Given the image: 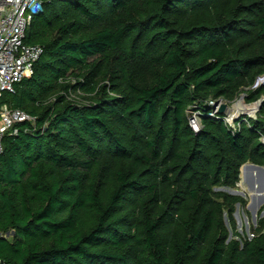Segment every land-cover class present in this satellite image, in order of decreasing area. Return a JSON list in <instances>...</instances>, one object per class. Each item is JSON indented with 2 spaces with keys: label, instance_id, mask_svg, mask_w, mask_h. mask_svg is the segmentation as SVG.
<instances>
[{
  "label": "trees",
  "instance_id": "obj_1",
  "mask_svg": "<svg viewBox=\"0 0 264 264\" xmlns=\"http://www.w3.org/2000/svg\"><path fill=\"white\" fill-rule=\"evenodd\" d=\"M39 2L0 97L33 119L2 139L0 264H264L228 192L264 167V0ZM243 92L254 119L209 111Z\"/></svg>",
  "mask_w": 264,
  "mask_h": 264
},
{
  "label": "built area",
  "instance_id": "obj_2",
  "mask_svg": "<svg viewBox=\"0 0 264 264\" xmlns=\"http://www.w3.org/2000/svg\"><path fill=\"white\" fill-rule=\"evenodd\" d=\"M40 11L39 0H0V97L11 92L13 86L22 79L32 75L33 65L42 51L37 46L25 45L24 38L32 18ZM214 114L217 113H212ZM193 117H197L196 114H193ZM223 119L225 122L228 116L225 115ZM32 122L33 119L23 111L9 108L7 105L0 106V154L5 134L13 130L16 124ZM194 123L190 117L189 126L196 133L199 126L194 130ZM0 238L7 236L0 233Z\"/></svg>",
  "mask_w": 264,
  "mask_h": 264
},
{
  "label": "rangeland",
  "instance_id": "obj_3",
  "mask_svg": "<svg viewBox=\"0 0 264 264\" xmlns=\"http://www.w3.org/2000/svg\"><path fill=\"white\" fill-rule=\"evenodd\" d=\"M252 89H255L257 87L264 86V77L258 78V81L256 82ZM245 92L241 93L233 103L226 104L225 102L221 100H216L211 106L208 105L209 111L212 113H218L223 118L225 115L228 116V120L225 122L232 126L233 122L235 120H238L240 117H250L254 119V116L260 107L262 100L258 99L253 102H248L244 97ZM221 107H225L224 111L220 113L219 109ZM191 117L194 120V127L196 128L199 126V117ZM262 142H264V138H262ZM228 192H241L244 194V196L235 195L237 197H240L243 199L246 203L245 207L243 209L240 208L239 205L235 206V212L233 215V218L235 220V226H236V232L240 235L242 239H251L254 230L258 226V222L261 219H264V200L256 199L254 201V207L252 210L247 209V205L251 202V196L250 192H248L247 186L242 181V177L239 173V182L237 184V188L233 191ZM230 194V193H229ZM264 232V230H262ZM231 239V237H230Z\"/></svg>",
  "mask_w": 264,
  "mask_h": 264
},
{
  "label": "water",
  "instance_id": "obj_4",
  "mask_svg": "<svg viewBox=\"0 0 264 264\" xmlns=\"http://www.w3.org/2000/svg\"><path fill=\"white\" fill-rule=\"evenodd\" d=\"M224 109L225 107H221L219 109L220 113H222ZM239 173L242 177V181L247 186L248 192L252 194L251 202L247 205V209L252 210L254 207V201L256 199L264 200V167H259L252 164H244L243 166H241ZM229 193L231 195L238 194L240 196H244V194L241 192H229Z\"/></svg>",
  "mask_w": 264,
  "mask_h": 264
}]
</instances>
